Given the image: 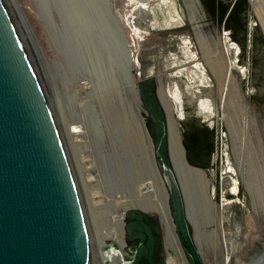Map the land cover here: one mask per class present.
<instances>
[{
    "label": "rangeland",
    "instance_id": "rangeland-1",
    "mask_svg": "<svg viewBox=\"0 0 264 264\" xmlns=\"http://www.w3.org/2000/svg\"><path fill=\"white\" fill-rule=\"evenodd\" d=\"M145 1L143 11L139 0H111L132 51L137 97L126 84L89 95V79L72 76L63 60L54 26L56 10L44 0H16L45 65L93 231L105 229L107 239L119 244L112 225L122 219V250L131 258L132 252L124 249L141 237L129 238L127 212L145 209L126 206L159 203L162 211L142 213L157 221L163 264H191L175 233L165 185L158 187L153 179L161 178L152 149L158 122L142 86L164 120L167 116L169 122V115L161 90L179 130L200 125L209 134L207 164L197 166L206 177L171 155L203 264H259L264 260V0H247L245 34L237 30L234 37L221 16L208 14L200 0ZM231 1L226 0L225 12ZM227 66L222 104L215 75ZM63 120L79 131L70 136ZM77 156L86 166L82 171ZM85 180L91 194L97 192L89 198L91 206Z\"/></svg>",
    "mask_w": 264,
    "mask_h": 264
},
{
    "label": "water",
    "instance_id": "water-1",
    "mask_svg": "<svg viewBox=\"0 0 264 264\" xmlns=\"http://www.w3.org/2000/svg\"><path fill=\"white\" fill-rule=\"evenodd\" d=\"M44 2L58 14L54 26L65 65L71 75L81 71L89 79V95L126 84L138 97L132 51L111 0ZM140 87L158 122L153 162L179 245L191 264H203L171 160L167 116ZM227 89L228 82L224 96ZM178 134L182 166L202 177ZM127 214L137 216L127 225L129 238L141 237L124 249L131 258L114 241L97 243L40 51L16 0H0V264H138L141 254L153 264L151 227L141 221L146 216Z\"/></svg>",
    "mask_w": 264,
    "mask_h": 264
},
{
    "label": "trees",
    "instance_id": "trees-1",
    "mask_svg": "<svg viewBox=\"0 0 264 264\" xmlns=\"http://www.w3.org/2000/svg\"><path fill=\"white\" fill-rule=\"evenodd\" d=\"M200 1L203 5L205 11L208 14L221 16V19L223 20V26L226 27L230 31V33L233 37H234V34L237 30L242 32V34L243 33L245 34L246 13L249 10L248 9L249 5H248L247 0H235L234 2L232 0L229 8L231 7V5H232V7H231L230 11L228 8V10L226 12H225V8L227 7V5L225 4L226 0H200ZM227 12H228V15L225 18ZM244 40H245V38H244ZM244 40L240 41L242 48H244V42H243ZM153 89H154V87H153ZM145 93H146V95L148 94L147 92H145ZM143 98H144V96H143ZM149 98L151 99V97H149ZM144 100L147 104H149L145 98H144ZM152 102H153V100H152ZM154 105L156 106L155 103H154ZM150 108H151V106H150ZM156 108H157V106H156ZM182 127H183L182 143L186 149V158H187L188 162L191 163L192 165H195V166L204 167L207 164V160L206 161H200V160H197L196 158H194L192 156V154L190 152L191 149H190V145H189V140L193 139L194 137L197 138V136L200 134L203 135L204 138L208 139L209 134H208L207 130L205 128L201 127L200 125H198V126L197 125L196 126L186 125V126H182ZM140 213L144 214L142 212H140ZM144 215L146 217L141 216V221H143L146 225H149L151 227V232H152V236L154 239L153 247H152L151 254H150V259H151L153 264H163L164 261H163V256L161 254L160 239H159V236L157 233L158 232L157 231V226H158L157 221L152 216H149L146 214H144ZM128 220L129 221H136L137 216L129 217ZM138 264H150V262L148 261V259L145 256V254L140 255V257L138 258Z\"/></svg>",
    "mask_w": 264,
    "mask_h": 264
},
{
    "label": "bare ground",
    "instance_id": "bare-ground-1",
    "mask_svg": "<svg viewBox=\"0 0 264 264\" xmlns=\"http://www.w3.org/2000/svg\"><path fill=\"white\" fill-rule=\"evenodd\" d=\"M254 3H256V0H253ZM139 5L141 7V9L143 11H145L147 9V2L145 0H139ZM19 6V5H18ZM261 22H262V25H263V28H264V12H262L261 14ZM230 66H227L226 68H224V70L220 69L219 71V74L217 73V78L219 79V87H220V94H221V102L222 104L225 103V97H224V89H225V85H226V82L228 80V76L230 74L229 72V69ZM217 71V70H216ZM66 73V72H65ZM64 73V74H65ZM67 74V73H66ZM78 76H83V72H80V74H77ZM76 75V77H78ZM220 75V76H219ZM69 77V76H68ZM161 94V98H162V101L164 103V106L166 108V110L168 111V115H169V122H168V129H169V138H170V142L171 143V146L170 148L172 147V152L173 154L177 157V160H178V157H179V161L182 160V164H183V159H182V150H181V143H180V138H179V134H178V128H177V124L175 122V119H174V116L172 114V111L167 103V99L165 98V96L163 95V91L161 90L160 92ZM59 107V106H58ZM60 108V107H59ZM64 119V118H63ZM65 121V120H63ZM68 121V120H67ZM65 121L64 125H65V128L67 130V133L71 136L73 135L74 133H76L77 131H79L77 129V126L75 125H72L70 122H67ZM139 130L142 132V126L140 125L139 126ZM144 131V130H143ZM74 154V153H73ZM76 160V159H75ZM77 164H78V167H79V170L82 171V169H85L86 166H84L83 163H81V160L80 158L77 156ZM181 162V161H180ZM196 171H198L202 177H206L205 176V173L204 171L202 170H198L196 169ZM156 173V172H155ZM82 174V173H81ZM84 178V177H83ZM155 180V183L158 187H162L164 184L162 183V180L160 177L155 176V178H153ZM84 184H85V188H86V192H87V195H88V199L90 198V196L93 195V197L95 198L96 194H94V192L91 194V191L88 189V186L86 187L87 183H86V180L83 181ZM205 183L208 184V180L205 179ZM151 185L153 188H155V184L153 182H151ZM83 189V188H82ZM84 193V192H83ZM91 194V195H90ZM97 201V200H96ZM99 201V199H98ZM89 202H90V206L91 205H94L92 204V202L94 203V201L91 202V200L89 199ZM96 204H98V202H96ZM161 204L159 203H147V204H143V203H136V202H132L131 204L127 205L126 208H128V206H131V207H141L145 210H152V209H156L158 211H162V206H160ZM94 207V206H93ZM93 211V210H92ZM91 211V212H92ZM164 212V211H163ZM92 218V217H91ZM94 219V218H93ZM92 221V220H91ZM95 225V224H94ZM100 228V226H99ZM112 228L115 229L116 231V235L118 237V242H119V245L121 247V249H123V247L125 246V241H124V227H123V221L122 219H119V220H116L113 225H112ZM105 230V229H104ZM103 229H96L94 228V231H95V237L97 239V243L100 245L102 243H105L106 240H108V234L106 233V231H104ZM262 260V259H261ZM260 260V261H261ZM263 261V260H262ZM262 261L259 263L261 264Z\"/></svg>",
    "mask_w": 264,
    "mask_h": 264
},
{
    "label": "flooded vegetation",
    "instance_id": "flooded-vegetation-1",
    "mask_svg": "<svg viewBox=\"0 0 264 264\" xmlns=\"http://www.w3.org/2000/svg\"><path fill=\"white\" fill-rule=\"evenodd\" d=\"M182 131H183V127L179 130L180 135H181V140H182ZM156 141H157V135L155 137V146H156ZM189 145L191 149L190 152L194 158L200 161L208 160L210 149H211V141L209 138L206 139L203 137V135L200 134L197 136V138L194 137L193 139H190ZM165 151H166V147H165V141H164L163 143L164 156H165ZM185 152H186V149H185Z\"/></svg>",
    "mask_w": 264,
    "mask_h": 264
}]
</instances>
